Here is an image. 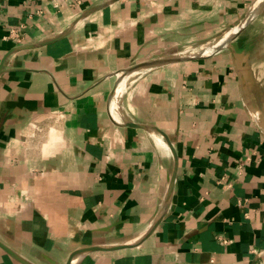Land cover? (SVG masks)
Listing matches in <instances>:
<instances>
[{"label":"crops","instance_id":"0c3cea01","mask_svg":"<svg viewBox=\"0 0 264 264\" xmlns=\"http://www.w3.org/2000/svg\"><path fill=\"white\" fill-rule=\"evenodd\" d=\"M263 6L0 0V264H264Z\"/></svg>","mask_w":264,"mask_h":264},{"label":"bare ground","instance_id":"6f19581e","mask_svg":"<svg viewBox=\"0 0 264 264\" xmlns=\"http://www.w3.org/2000/svg\"><path fill=\"white\" fill-rule=\"evenodd\" d=\"M261 8V7H260ZM259 8V9H260ZM255 13H257V12H255ZM257 15V14H256ZM246 21V20H245ZM245 21L242 23V27L243 26H245L246 24H244L245 23ZM247 23V22H246ZM232 32H231V30L228 32V33H226L224 36H222L221 38H218V39H216L215 41H211L212 43H210V44H208V45H206L205 47H204V49H203V52H210V51H213V50H215V49H218V48H221V47H224V46H226V45H228L229 44V42H230V40L233 38V36L235 35H232V36H230V34H231ZM201 47H199V49H200ZM192 52V51H191ZM200 54V53H199ZM125 77H127V76H125ZM127 84H128V78H127V80H122V82L119 84V87H118V91L116 92V94H115V96H114V99H113V101H112V109H113V111L117 114V111H118V109H119V99H122V98H120L124 93H125V91H126V89H127ZM120 111V110H119ZM118 116L120 115V112H119V114H117ZM122 115V114H121ZM123 116V115H122ZM117 117V116H116ZM121 117V116H120ZM119 117V118H120ZM118 118V117H117ZM118 118V119H119Z\"/></svg>","mask_w":264,"mask_h":264},{"label":"water","instance_id":"95a60500","mask_svg":"<svg viewBox=\"0 0 264 264\" xmlns=\"http://www.w3.org/2000/svg\"><path fill=\"white\" fill-rule=\"evenodd\" d=\"M130 125H136V124H130ZM169 141V140H168ZM169 145L171 146L170 141L168 142ZM174 155H175V161H176V165H175V174H174V179L176 178V174H177V170H178V157L176 156L175 151L173 150ZM136 246V244H123V245H118V246H110V247H102V246H90V247H83L80 248L76 251H74L68 261V264H72L74 258L80 254L83 253H88V252H94V251H113V250H119V249H123V248H129V247H133Z\"/></svg>","mask_w":264,"mask_h":264},{"label":"rangeland","instance_id":"374dc122","mask_svg":"<svg viewBox=\"0 0 264 264\" xmlns=\"http://www.w3.org/2000/svg\"><path fill=\"white\" fill-rule=\"evenodd\" d=\"M263 7H264V6H263ZM263 7H262V9H263ZM262 9H261V10H262ZM255 10H256V9L254 8V11L251 13L253 16H255L256 14H258V13L261 11V10H259L258 13H255ZM248 21H249V18H248L245 22H248ZM241 28H242L241 26H238L237 28L232 29V30H231L232 33L230 34V36H232V35L235 34V35L233 36V38H234V37L239 33V31L241 30ZM263 31H264V28H263V30H262L261 32H263ZM221 37H222V36H221ZM221 37H220V38H221ZM262 37H263V36H262ZM233 38H232V39H233ZM232 39H231V40H232ZM231 40H230V41H231ZM259 40H260L259 43H260L261 45H264V38L259 39ZM215 50H216V49H215ZM253 59H254V56H253ZM263 59H264V55H263ZM261 73H262V75H263V77H264V71H262ZM262 91H263V96H264V88H263Z\"/></svg>","mask_w":264,"mask_h":264},{"label":"built area","instance_id":"2783aa9c","mask_svg":"<svg viewBox=\"0 0 264 264\" xmlns=\"http://www.w3.org/2000/svg\"><path fill=\"white\" fill-rule=\"evenodd\" d=\"M48 1L54 2L56 4V6L58 4V0H48ZM17 34H18V31L17 30H12V33H11L12 37H13V35H14V37L17 36ZM122 75H123V73H119L118 74L119 77H121Z\"/></svg>","mask_w":264,"mask_h":264}]
</instances>
